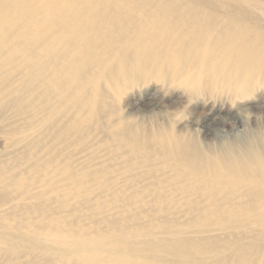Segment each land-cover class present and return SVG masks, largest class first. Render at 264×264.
<instances>
[{"label": "bare ground", "instance_id": "6f19581e", "mask_svg": "<svg viewBox=\"0 0 264 264\" xmlns=\"http://www.w3.org/2000/svg\"><path fill=\"white\" fill-rule=\"evenodd\" d=\"M109 100L129 110L112 124ZM85 108L152 170L158 200H190L193 223L8 245L49 264H264V159L242 155L264 130V0H0V163Z\"/></svg>", "mask_w": 264, "mask_h": 264}, {"label": "rangeland", "instance_id": "374dc122", "mask_svg": "<svg viewBox=\"0 0 264 264\" xmlns=\"http://www.w3.org/2000/svg\"><path fill=\"white\" fill-rule=\"evenodd\" d=\"M109 103V124L120 119L115 114L129 112L121 100ZM90 109L81 110L80 115L71 112L58 130H53V123L43 124L34 139L37 143L26 142L24 151L11 155L10 162L0 163V233L11 237L0 245V264H49L37 259L30 246L16 249L8 245L18 238L30 240L29 231L36 232L40 241L63 237L60 235L84 238L85 233L102 241L101 236L121 235L119 232L131 237L151 234L155 239L162 228L178 220L193 223L198 213L189 209L190 200H158L153 187H148L161 185L152 170L140 155L116 149L110 136L97 130L101 124L89 119ZM182 111L183 120L192 118L188 109ZM5 112H0V120ZM82 121L94 126L83 130ZM27 122L22 126L24 134L30 132L34 120ZM226 126L227 135L234 133ZM197 133L201 139L202 133ZM3 148L0 145V155ZM216 204L225 205V200ZM262 226L259 228L264 229Z\"/></svg>", "mask_w": 264, "mask_h": 264}, {"label": "clouds", "instance_id": "9594fccd", "mask_svg": "<svg viewBox=\"0 0 264 264\" xmlns=\"http://www.w3.org/2000/svg\"><path fill=\"white\" fill-rule=\"evenodd\" d=\"M260 146H264V130L255 133L250 140V145L245 156L252 157L257 160L264 159V151L261 150ZM229 153L230 150H229Z\"/></svg>", "mask_w": 264, "mask_h": 264}]
</instances>
